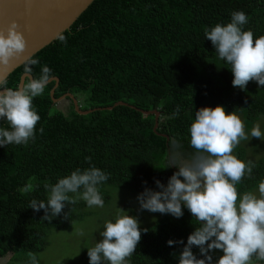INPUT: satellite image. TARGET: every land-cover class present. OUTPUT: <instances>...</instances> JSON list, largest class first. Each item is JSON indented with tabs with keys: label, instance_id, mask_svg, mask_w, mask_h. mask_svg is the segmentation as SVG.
Instances as JSON below:
<instances>
[{
	"label": "trees",
	"instance_id": "obj_1",
	"mask_svg": "<svg viewBox=\"0 0 264 264\" xmlns=\"http://www.w3.org/2000/svg\"><path fill=\"white\" fill-rule=\"evenodd\" d=\"M234 11L248 17L243 30H251L254 39L264 36V0H94L60 34L66 43L58 35L31 56L39 61L32 66L33 76L46 65L58 79L53 98L70 93L76 99L79 94L80 110L102 109L63 114L53 107L51 80L44 94L33 99L40 116L35 139L0 147V257L9 255L2 264L30 263L27 253L38 257L51 230L85 215L83 200L66 206L51 221L41 220L43 210L28 208L32 199L47 200L46 182L55 184L78 168L90 167L85 157L109 174L98 186L104 203L109 198L104 187L109 185L137 197L145 187L158 191L155 180L165 184L178 170L167 167L168 149L183 160L195 154L188 129L199 108L220 105L226 113L234 111L246 130L264 115V86L250 82L245 90L233 87L230 65L218 59L204 36L206 28L229 23ZM25 65L4 79L7 87L17 88ZM117 101L130 106L114 105ZM177 107L179 114L173 116ZM141 110L159 112L156 130L153 113ZM0 127L9 125L0 120ZM233 155L242 160L241 149ZM253 164L251 175L236 185L239 194L264 181V156ZM28 183L36 187L25 193ZM192 219L188 211L185 218L161 216L141 227L147 232L129 264H178L183 245L166 242L186 243L199 227ZM192 251L199 257L198 248ZM64 264H89L87 249Z\"/></svg>",
	"mask_w": 264,
	"mask_h": 264
},
{
	"label": "clouds",
	"instance_id": "obj_2",
	"mask_svg": "<svg viewBox=\"0 0 264 264\" xmlns=\"http://www.w3.org/2000/svg\"><path fill=\"white\" fill-rule=\"evenodd\" d=\"M247 23L243 11H234L229 23H218L204 31L218 59L230 65L232 86L241 90L250 82L264 86V36L254 39L251 30H243ZM17 29L13 21L0 32V65H7L25 50V38ZM59 40L66 43L63 35ZM37 64V59L28 58L24 67L26 83L17 88L7 87V81L0 79V120L9 125L8 129L0 127V147L27 145L35 139L40 116L33 99L44 94L51 79V69L46 65L41 66L38 77L32 75V66ZM178 114L179 107L173 116ZM194 116L188 132L195 154L179 164L171 161L167 167L178 170L166 185L155 180L158 191L145 187L136 197L138 210L181 218L186 208L199 223L187 236L186 243L166 242L170 247L183 245L178 264H213L212 253L217 250L223 255L216 258L215 264L264 262V181L258 184L259 195L252 191L239 194L236 185L251 175L255 165L232 154L241 141L252 138L264 141V131L256 124L249 134L240 117L234 111L226 113L220 105L201 107ZM40 132L43 133V128ZM85 161L90 164L87 169L78 168L55 184L46 182L47 200L32 199L28 208L34 212L43 210L41 220L46 221L61 215L66 206L79 200L90 208H102L104 200L98 186L109 179V174L91 165V157H85ZM35 187L28 183L22 191L30 193ZM126 213L121 209L114 222H104L99 233L102 239L87 249L89 264H129L147 229L140 227L136 216ZM79 234L82 236L83 232ZM193 247L199 249V257L193 253ZM27 255L30 264H38L35 253Z\"/></svg>",
	"mask_w": 264,
	"mask_h": 264
},
{
	"label": "rangeland",
	"instance_id": "obj_3",
	"mask_svg": "<svg viewBox=\"0 0 264 264\" xmlns=\"http://www.w3.org/2000/svg\"><path fill=\"white\" fill-rule=\"evenodd\" d=\"M75 97L79 101V94ZM78 104L80 106L79 102ZM53 107L68 116L74 112L73 105L70 99L67 98L56 102ZM256 124H259L261 130L264 131V115L257 116L251 128L245 130L250 134L252 127ZM236 148L241 149L242 161L245 162L251 161L254 163L264 156V141L256 138H252L249 141H241ZM173 160L178 164L188 161L181 159L176 152L171 153V161ZM166 184L167 183H165V185ZM104 190L109 198L102 208L86 207L84 208L86 213L81 219L69 223L68 226L64 228L50 231L47 239L48 244L38 254V264H64L67 259L76 258L83 248L89 249L102 239L99 233L103 231L102 227L104 222H114L115 217L121 213V209L126 211V214L136 216L140 221V227L150 225L161 216L175 218L168 214L151 213L147 210L139 211L136 197L124 188L109 185L105 186ZM251 191L259 195L258 188L252 189ZM183 212L184 214L181 218L187 217L188 211L186 208L183 209ZM81 232H83L82 236L79 234ZM212 255L213 264H215L216 258L223 255V253L217 250L212 253ZM8 257L9 255L0 257V264L4 263ZM258 264L264 263L258 262Z\"/></svg>",
	"mask_w": 264,
	"mask_h": 264
},
{
	"label": "water",
	"instance_id": "obj_4",
	"mask_svg": "<svg viewBox=\"0 0 264 264\" xmlns=\"http://www.w3.org/2000/svg\"><path fill=\"white\" fill-rule=\"evenodd\" d=\"M94 0H0V32H4L7 26L15 21L26 41L23 53L13 58L7 65H0V79H5L15 68L23 64L37 51L48 45L63 31L67 30L80 13ZM25 73L20 75L17 87L22 85ZM54 85L49 91L51 100L59 102L65 97L71 99L74 111L78 114H87L95 109L80 110L72 94L65 93L58 98H53L52 93L58 79L51 77ZM49 81V82H50ZM2 91V89H0ZM128 105L117 101L114 105ZM130 106V105H128ZM111 107H106L110 109ZM144 114L153 113V130H156L159 112L157 110H141ZM168 139L166 134H160ZM168 162H171V153L168 149Z\"/></svg>",
	"mask_w": 264,
	"mask_h": 264
}]
</instances>
